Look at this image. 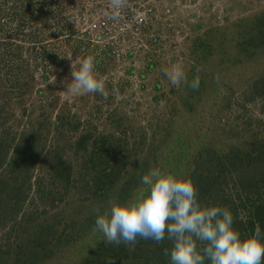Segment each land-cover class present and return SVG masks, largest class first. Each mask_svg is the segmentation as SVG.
<instances>
[{
  "label": "rangeland",
  "instance_id": "obj_1",
  "mask_svg": "<svg viewBox=\"0 0 264 264\" xmlns=\"http://www.w3.org/2000/svg\"><path fill=\"white\" fill-rule=\"evenodd\" d=\"M98 1L70 0L63 12H57L54 22L66 24L68 28L65 33L49 39L57 55L50 66V88L47 91L46 84L37 80L35 85L43 91L41 94L32 93L27 101L28 107L38 115V108L45 103L49 92L54 98L51 119L54 125L45 128L49 131L45 130L36 140L43 149L32 175L42 176L44 186H48L49 175L53 174L46 170L47 165L56 158L53 156L59 154L61 159L66 157L71 163L73 182L64 189L63 182L56 181V189L52 187L49 193L45 191L43 194L35 182L29 189L24 186L27 196L23 210L12 209L0 224V264L13 263L15 245H24L27 234L45 227H50L47 232L60 233L61 242L53 240L47 246L49 256L37 264H80L106 243L101 233L93 232L96 209L103 212L110 199L121 203L130 200L142 187L141 177L152 167H161L178 176L189 173L185 163L196 154L200 138L210 140L216 146L239 141L230 132L221 131L220 126L214 130L213 123L211 129L206 130L210 120L207 115H218L219 119L215 121L220 125L223 120L242 123L246 107L255 117L262 116L258 111L260 98L254 96V99L245 101L244 93L248 83L261 77L264 68V36H261L264 0H141L157 8L162 5L170 7L171 21L165 29L166 36L163 35L157 56L154 58L139 51L136 59L113 56L111 45L104 44L91 26V20L97 16L91 18L90 15V21L85 19L91 14V6L101 5ZM50 24L54 26L52 21ZM68 56L73 60L94 59L97 78L104 81L107 98L99 93L68 94L65 81L72 79ZM150 60L155 65L148 70ZM174 64L183 66L189 81L199 77L197 90L170 83L162 68ZM41 73H44L42 65L35 75L39 77ZM227 90L233 91L232 96L227 97L231 103L229 107L224 105V100L219 103ZM14 112L16 117L22 118L19 108ZM55 114L56 118L60 115L66 117L63 126L56 127ZM25 121L26 118H22L21 125L14 126L15 130L18 129L16 138L21 137V128H28ZM178 131H181V137L175 135ZM85 133H90L89 141L103 134L117 138L112 151L121 149L126 158L115 182L96 193L88 192L85 186L92 185L90 181L98 172V168L86 162L90 147L76 152L71 146ZM34 210L44 212L33 214L27 222L21 219L22 212L27 214ZM14 220L22 221L15 234L9 235L12 242L9 252L4 244ZM149 264L161 263L152 261Z\"/></svg>",
  "mask_w": 264,
  "mask_h": 264
},
{
  "label": "trees",
  "instance_id": "obj_2",
  "mask_svg": "<svg viewBox=\"0 0 264 264\" xmlns=\"http://www.w3.org/2000/svg\"><path fill=\"white\" fill-rule=\"evenodd\" d=\"M69 1L0 0V224L4 223L9 211L23 210L27 196L24 194V186H28L29 189L32 182H35L41 193L45 191L49 193L51 188L57 185L56 181H59V184L63 182L64 189L73 182L71 163L66 157L61 159L59 154L53 156L56 158L51 159L47 165L46 170L53 174L49 175V189L47 185L44 186L42 176L32 175L43 149L36 140L41 138L47 130L45 128L53 124L51 119L54 98L49 92V97H45V103L40 104L41 108H38L40 110L38 115L27 105L28 97L32 93L41 94L43 91L35 85L37 80L46 84L47 91L50 88L49 75L52 72L50 66L57 55L53 42L49 39L55 34L65 33L68 28L66 24L54 22V19L57 12H63L67 8ZM51 21L54 26L50 24ZM262 25L261 36H264V15L261 16ZM47 31L48 33H45ZM40 65L44 73L38 77L35 72ZM154 65V61H148V70ZM261 70V77L255 82L248 83L249 87L244 94L245 101L254 99V96L260 98L258 111L262 116L255 117L253 111L246 107L242 123H228L223 120L220 125L215 121L219 119L218 115L215 117L212 114L207 115L210 120L206 130L213 123L214 130L220 126L221 131L230 132L234 138H239V141H229L227 144L216 146L212 141L200 138L196 154L185 163V167L190 171L184 173L183 177L191 179L194 183L201 203L230 209L234 227L239 230L242 238L254 234L256 226L259 225L261 239L264 241V68ZM232 92L229 90L223 92L219 103L224 100V105L231 106L227 97L232 96ZM17 108L22 118H26L25 122L28 125V128L20 129L19 138H16L18 129L15 130L14 126L21 125L22 118L15 116L14 109ZM53 117L56 118V114ZM56 119V127L65 124V116L60 115ZM175 135L181 137V131ZM90 138V133L82 134L71 146L76 152L90 147L86 162L93 168H98V172L90 181L93 182L92 185L85 186L88 192L96 193L105 189L104 186L109 187L115 182L120 176L119 169L126 164V158L123 150L112 151L113 142L118 140L117 138L108 134L95 136L89 141ZM43 212L37 213L36 210L27 214L22 212L21 219L24 218L27 222L32 219L33 214L39 215ZM21 221L14 220L10 225L9 234L6 235L8 240L6 239L4 245L9 252L12 245L9 235L15 234ZM47 230H50V227L39 228V231L27 234L24 245H15L12 249L15 260L11 264H37L40 259L48 257L50 249L47 246L53 240L56 243L61 242V236L60 233L54 234ZM170 247L171 241L167 239L159 244L151 240H139L133 251H129L123 243L119 246L105 243V246L97 250L98 252L83 259L80 264H149L152 261L170 264V257L164 255V249ZM261 264H264V260Z\"/></svg>",
  "mask_w": 264,
  "mask_h": 264
},
{
  "label": "clouds",
  "instance_id": "obj_3",
  "mask_svg": "<svg viewBox=\"0 0 264 264\" xmlns=\"http://www.w3.org/2000/svg\"><path fill=\"white\" fill-rule=\"evenodd\" d=\"M127 4L128 0H109L110 18L118 19ZM67 58L72 77L70 82L65 81L68 94L99 93L107 98L94 59ZM162 72L177 87L184 84L197 90L200 86L199 77L189 81L180 64L164 67ZM140 183L142 187L127 202L110 199L103 212L95 210L93 232L101 233L107 244L123 243L133 251L139 240L159 244L167 239L171 247L164 249V255L170 257V264H261L264 260L260 226L254 234L242 238L230 209L201 203L191 179L152 167Z\"/></svg>",
  "mask_w": 264,
  "mask_h": 264
},
{
  "label": "built area",
  "instance_id": "obj_4",
  "mask_svg": "<svg viewBox=\"0 0 264 264\" xmlns=\"http://www.w3.org/2000/svg\"><path fill=\"white\" fill-rule=\"evenodd\" d=\"M98 3L101 5L91 6V14L85 19L90 21V15L91 18L97 16L91 20V26L104 44L111 45L113 56L136 59L139 51L154 58L157 56L163 35L166 36L165 29L170 26V7L162 5L157 8L141 0H128L119 18L113 20L109 15V1L100 0Z\"/></svg>",
  "mask_w": 264,
  "mask_h": 264
}]
</instances>
